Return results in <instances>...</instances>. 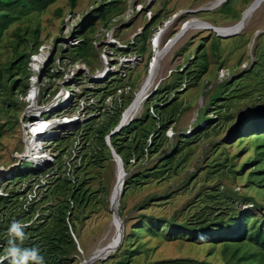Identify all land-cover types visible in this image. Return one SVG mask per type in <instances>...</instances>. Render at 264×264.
Segmentation results:
<instances>
[{"label":"rangeland","instance_id":"obj_1","mask_svg":"<svg viewBox=\"0 0 264 264\" xmlns=\"http://www.w3.org/2000/svg\"><path fill=\"white\" fill-rule=\"evenodd\" d=\"M214 1L121 0L120 3L122 6L120 14L126 17V20L121 22V30L117 32L122 43L128 42L136 33L141 32L151 16L155 14L158 16L150 27L152 38L160 34L158 44L161 49L165 48V50L156 66V77L150 90L158 85L163 84L164 86L169 81L174 82L179 79L184 81L188 78L186 87L184 85L180 87L177 99L168 106L159 108L163 116L170 112L175 114V122L172 126L170 125L173 136L167 140L163 138L159 150L147 155L140 163H134L131 172L135 173L140 170L150 172L152 168L159 167L166 158L165 156L175 147H179V152L174 157L172 156L171 162H165L161 166L164 170L161 176L151 175L145 178L147 182L143 180L139 185H131L125 195L121 194V203L119 201L117 205V211L122 210L120 216L123 221L122 225L124 224V234L134 229L136 236L139 237L137 238L140 245L138 247L143 250L141 255L133 257L130 264H146L156 259L177 256L206 259L210 264L224 263L228 259L223 252L222 245H215L211 254L209 245L171 238L168 233L173 229L163 228L161 223L158 226L162 229L165 239L146 234L142 229L134 227L143 218L141 214L174 216L179 222L194 220L205 216L210 206L214 208L224 206L217 203L218 201H224L222 202L224 204L226 201L234 200V195H228V192L232 195L234 190L240 196L237 195L236 199L241 200L239 203L241 210L252 208L251 204L244 200V195L256 196L264 207V188L258 186L257 183H250V180L256 181L264 176V159H260L258 163H252L256 151L253 136L260 134L259 130H264L262 116L257 115V109L264 107V2L253 11L247 12L246 10L255 0H234L233 4L239 17H233L231 13L221 9L222 3L226 0H221L222 2L219 0L221 3L218 6L204 9ZM150 2L152 3L148 5ZM99 3L98 0H77L75 8L72 9L70 0H55L45 9L35 10L24 16L8 28L3 38L0 60L6 61L13 55V41L18 38L16 31H20L27 38L21 44L23 47L26 41L29 44L28 38L33 36V30L38 25L41 28L42 41L47 44L53 40L52 48L58 46L59 54L62 45L66 47L70 45L65 39L69 34L68 29L75 25L83 13ZM243 12L244 28L234 35L225 36L242 19ZM128 19L131 22L125 25ZM199 19L211 21L210 23L218 27L217 30L223 35L219 33L220 36H218L216 30L206 28L208 27L206 23L202 24L205 27L199 26L197 21ZM186 20L188 23L189 20H194L195 25L188 27L179 40L177 38L169 45L170 33H176ZM104 22L103 19L96 20L86 34L88 45L80 49V56L86 58L90 67L93 68L100 66L97 58L100 48L98 42L102 40L96 36L95 32L100 27L106 31ZM165 23L168 25L166 26ZM56 37L61 38L56 41ZM29 50L30 45H28ZM155 54L156 49L151 47V51L149 50L142 57L143 59L136 64L135 68L128 71V76L121 79V84L126 83L127 85V82H131L130 86H126L125 91L128 94L131 91L132 96L126 109L134 101L148 76L149 63ZM50 60L49 58L48 62ZM204 64L207 67H204ZM219 70L225 71V77L218 75ZM39 74L42 76L43 70ZM19 78H21L20 81L24 80L22 77ZM224 81L227 82L225 86L222 83ZM1 90L0 189H4L10 185V181L14 180L13 173L17 168L16 164L20 163L18 154L25 152L24 139L25 141L27 139L22 129V119L28 114L29 107L20 93L9 96L14 102L9 105L4 101ZM221 93L224 97L215 100ZM149 103L145 99L141 109L133 118L146 116L144 113ZM151 108L150 111H152ZM64 109V106L58 107L57 112H62ZM195 111L197 113L194 115ZM153 114L156 113L153 112ZM208 119H211L208 128L200 134L197 133L196 127L206 125ZM146 125L153 131L157 130L156 119L152 117L148 118ZM79 126L81 125L77 123L67 129L75 132ZM173 127L177 132L185 128L187 131L189 127L192 131L182 136ZM56 130V135L39 140L40 142H36L32 149L34 153L30 156L34 160L39 175H43L42 172L47 171L49 166H55L52 170H60V167H57L59 159L57 156L51 158V155L58 152L59 149L56 151V146L59 145V140L66 135L64 129ZM75 139L72 134L68 140L66 139V143L73 145ZM76 164L79 162L75 161L74 166ZM223 166L225 170L216 171ZM86 177L88 188L96 191L92 194L93 199H90L84 207L80 208L75 203V213H79L80 217L75 220L76 229L71 230L75 240V249L70 251L74 259L69 264H83L85 261H91L89 264H108L113 259V257L109 258V255L116 253L122 242L113 252L103 258L99 257L101 250L112 242L116 235V220L111 208V193L116 184V162L113 157L106 160L104 166H91ZM36 179V176H33L24 180L21 187L26 186L30 180L32 183ZM15 181L11 183V187L19 184L14 183ZM30 191L27 192V196ZM215 192L218 194V197L214 198L215 201L212 203L207 201L209 200L207 194ZM94 197H98L96 202H94ZM52 201L56 202L55 199ZM144 201L147 202L142 205ZM46 204L47 202H44L40 206ZM260 215L261 213H258V216ZM106 257L109 258L108 261L105 260Z\"/></svg>","mask_w":264,"mask_h":264},{"label":"trees","instance_id":"obj_2","mask_svg":"<svg viewBox=\"0 0 264 264\" xmlns=\"http://www.w3.org/2000/svg\"><path fill=\"white\" fill-rule=\"evenodd\" d=\"M55 0H0V52L3 46V38L7 33L8 28L16 21L22 19L24 16L32 13L35 10H43L50 3ZM72 9L75 8L77 0H70ZM100 3L91 7L89 11L83 13L78 19L69 34L72 37L82 36L83 40L74 46L63 47L61 52L57 46V52L60 57L68 56L71 60L82 59L87 62V59L80 56V49L88 45L86 34L90 27L96 23L97 19H103L105 25H108L112 18L122 12L121 0H98ZM234 0H226L222 3L221 9L224 12H229L233 17H239L233 4ZM72 11V10H71ZM113 15V16H112ZM157 14L151 16L149 22L144 25L141 32L137 33L133 43L128 44L131 50H137L141 55H145L149 50L151 51L152 30L151 26L157 19ZM131 21L124 24L127 25ZM110 25V24H109ZM41 28L36 26L33 30V36L28 38L25 45L21 44L27 39L20 31H16L18 38L13 41L14 52L6 61L0 60V89H2L3 99L9 105L14 102L9 96H15L19 93L25 95L28 88V80L30 75L29 60L33 52L38 51L40 45L43 43L41 39ZM175 34V33H174ZM170 33L169 37L174 35ZM61 37H56V41ZM55 41V40H54ZM31 42V43H30ZM53 42V40H52ZM28 45L30 50L28 51ZM128 48H121V51H127ZM88 58V56H87ZM88 63V62H87ZM207 67L206 64L203 65ZM257 71V70H255ZM250 72V71H249ZM22 77L24 80L20 81ZM112 80V83L117 82ZM183 80L179 79L174 82H167L163 86L158 85L153 92L146 98L148 108L146 116L142 115L133 118L129 124L125 125L119 132L113 134L110 138L115 150L121 155L124 161V167L129 175L125 178L123 193L128 191L131 185H139L149 178L151 175H162V165L165 162H171L179 152V147H175L171 153H168L159 167L152 168L150 172L140 170L139 172H131L134 163H140L147 155L157 152L163 143V138L166 140L171 138L165 134L167 128L172 126L175 122V114L172 112L165 113L163 116V108L173 103L179 92V88ZM131 82H127L130 85ZM223 86L227 83L222 82ZM126 83L121 84L124 86ZM108 85L107 88L102 87L99 92H104L103 100L107 95L113 93L116 89ZM117 87V86H116ZM178 88L176 91L175 89ZM106 89V90H105ZM187 89V88H186ZM98 91V90H97ZM182 91V90H181ZM45 94L41 96L47 99L50 94L49 88L44 89ZM131 92V91H130ZM123 93L121 95V103L114 104L109 109L101 110L97 116H92L85 120L81 126L75 131H65V135L59 140V145L56 146L58 150L56 156L59 159L57 167L60 170H52L55 166H49L48 170L39 175L33 158L24 157L22 161L16 164L17 168L13 173L14 183H19L15 187L10 185L1 190L0 193V255L4 254L5 248L8 246V228L13 221H18L22 224L28 225L24 229L25 240L22 245L23 248H37L39 253L44 258V264H69L74 259L70 255L71 249H75V240L71 234L70 225L76 229V219L80 217L79 213H75V203L78 207H84L86 203L93 199L92 194L96 190L91 191L88 187L89 168L91 166H104L106 160L112 157L109 146L106 144L105 136L119 123L123 110L127 107L132 98L131 93ZM177 92V93H175ZM224 92V91H223ZM222 92V93H223ZM221 95L215 100L222 99ZM23 99V98H22ZM154 102V105H152ZM156 102V103H155ZM152 105V106H151ZM150 107L156 114L151 113ZM209 110V109H208ZM257 115L262 116L264 121V107L257 109ZM209 112V111H208ZM149 117L156 119L157 130H151L146 121ZM97 119V121L95 120ZM211 119H208L206 125H199L195 131L200 134L204 129L208 128ZM264 124V122H262ZM175 129V127H174ZM69 131V132H68ZM68 132V133H67ZM2 131L0 130V134ZM67 133V134H66ZM80 135L81 147L75 157V161L79 164L72 169L74 179H71L66 174L64 168V158L71 145L67 142L68 138L73 134L74 139L76 134ZM260 134H255L254 141L256 144L255 159L252 163L264 159V130H259ZM178 134L186 136L184 131H179ZM67 139V140H66ZM65 142V143H64ZM55 160V162L57 161ZM54 162V163H55ZM249 163V162H248ZM258 163V162H257ZM59 169V168H58ZM225 166L216 171L225 170ZM168 170V169H167ZM259 171V170H256ZM45 182L42 183L41 178L46 176ZM77 173V174H75ZM126 175V176H127ZM36 176V180L31 183V180L24 187H21L23 181ZM253 179V178H252ZM36 182V183H35ZM147 182V180H145ZM12 183V184H11ZM250 183H257L258 186L264 188V176ZM35 184L37 188V196L33 197L27 208L23 207V203L27 198V192L32 190ZM234 200L218 201L217 203L224 206L214 208L210 206L209 212L205 216L198 217L194 220H183L179 222L174 216H154L141 214L143 218L134 225L138 229H142L146 234L155 235L157 238H164L162 229L158 224L161 223L163 228L170 227L172 232L168 233L171 238L189 240L191 243L209 245V253H213L212 248L215 245H222L223 252L228 256L224 263L219 264H264V207L263 203L257 200L254 195H244V200L250 203L252 208L241 210V200L236 199L238 192L234 190L232 195ZM54 199L56 202H53ZM218 194L209 193L207 198L209 202H214V198ZM238 197H240L238 195ZM98 197H94V202ZM47 202L46 205L40 206L41 203ZM147 201H144V205ZM245 203V204H247ZM119 215L122 210H118ZM258 213H261L258 216ZM124 234L123 240L118 247V251L112 254L113 257L108 264H130L133 257L141 255L143 250L138 247L139 242L134 229ZM133 235V236H132ZM132 236V237H131ZM19 243V241L17 242ZM143 245V244H142ZM140 246V245H139ZM251 248H253L251 250ZM106 257V261L109 260ZM104 260V263L106 262ZM255 261V263H253ZM3 264H10L9 260H5ZM146 264H210L206 259H198L192 256H177L171 258L156 259Z\"/></svg>","mask_w":264,"mask_h":264},{"label":"built area","instance_id":"obj_3","mask_svg":"<svg viewBox=\"0 0 264 264\" xmlns=\"http://www.w3.org/2000/svg\"><path fill=\"white\" fill-rule=\"evenodd\" d=\"M214 3L216 2H213L208 7H204V9L218 6ZM71 16L75 17L72 14ZM125 20L126 17L124 15L121 16V14H117L112 18V21L109 23L110 25L108 24L105 26L106 31H103L100 27V29L95 32L97 37L102 38V40L98 42L100 45L97 56L100 62L99 67H90L86 61L79 58L71 60L68 56H64L63 58L60 57L56 54L57 46L52 48L54 45L53 42L47 43L48 45L43 42L38 51L31 54L29 60L30 75L28 92L23 96L24 101L29 107L28 114L22 119V129L25 132L27 140L25 141L24 139L25 152L20 155L18 154V160L22 161L24 157H30V154H27V143H32L31 147H34L36 142H40L39 140L44 138L48 139L56 135V129H64L65 132L69 130L67 127H72L77 123L81 125L88 118L100 114V108L105 110L109 109V107H112L114 104L121 103V95L125 93L126 86H130L126 84L121 86V79L127 77L128 71L135 68L136 64L143 59V55L137 50L128 48V44L134 42L137 33L128 40V42L125 41L124 43H122L117 35V32L121 30V22ZM197 21L207 22L205 19H199ZM191 22L195 21L189 20V23ZM186 24H188V20L183 23L180 29L182 30ZM72 28L73 26L68 29V33ZM159 36L156 34L151 40L152 48L156 49V52L157 47H159ZM65 39L71 46H74L78 45L83 40V37H72L68 34ZM121 48L128 49L121 53ZM49 58L51 59L50 62H48ZM155 59L156 54L153 55L149 67ZM41 70H43L42 76L39 74ZM218 75L220 77H225V71L220 70ZM117 79V82L112 83V80ZM108 85H112L111 87L116 90L107 95L103 100L104 92H99V89L102 87L107 88ZM183 85L185 87L186 82L183 83ZM46 88H49V97L47 99H45V97L42 99L41 96H44L45 93L43 91ZM153 90L154 89H151L147 92V95ZM200 105L202 104L200 103ZM61 106H64L65 109L62 112H57V108ZM96 111L97 114L95 115ZM151 112H154L153 109ZM37 126H42L41 129H46V133L37 134L39 131ZM171 128L169 127L167 134L171 132L172 137L174 133ZM191 130L192 128L189 127L187 132ZM76 136L74 144L64 158V168L67 170V176L71 179H74L72 169L75 168V157L81 147L79 133L76 134ZM56 154L57 152H54L51 158L56 157ZM49 173L50 172L41 178L42 183L45 182ZM36 186L28 193L29 196H27L23 203L24 208H27L30 200L37 196ZM1 190L2 189H0V192ZM94 256L96 255L94 254Z\"/></svg>","mask_w":264,"mask_h":264},{"label":"bare ground","instance_id":"obj_4","mask_svg":"<svg viewBox=\"0 0 264 264\" xmlns=\"http://www.w3.org/2000/svg\"><path fill=\"white\" fill-rule=\"evenodd\" d=\"M221 1V0H220ZM223 1V0H222ZM221 1V2H222ZM219 0L216 1V5H219ZM264 0H255L246 10L247 12L253 11L255 8L261 6L263 4ZM244 14V12H243ZM207 21V20H206ZM195 22H191L188 23L184 26V28L174 37L172 38L169 42V45L171 43H173L177 38L178 40L184 35V32L187 30L188 27H191ZM199 26H203V23L208 24L206 28H212L214 30H216L218 33H220L219 30H217L218 27H213L211 26L212 24H210V22H198ZM203 24V25H202ZM168 25V24H167ZM245 26V20L244 17L236 24V26L234 28H231L228 32L227 35H231L234 33H237V31H240L241 29H243ZM205 27V26H203ZM224 33V32H223ZM220 35H223L220 33ZM181 36V37H180ZM226 36V35H225ZM168 45V46H169ZM167 46V47H168ZM164 49H161V47H157V52H156V59L155 61H153V63L150 65L149 67V74L146 77V79L144 80L143 85L141 86V88L139 89L136 98L134 99V101L129 105V107L127 109H125L123 115H122V122L123 123H128L135 114H137L139 112V110L141 109L143 103L145 102V98L147 97V92L150 91V87L153 85L154 79L156 77V66L158 65L159 60L162 58L163 54H164ZM42 126L38 127V133L37 134H41V133H46V129H41ZM32 143H27V147H28V152L27 154L33 155V147H31ZM116 162V184L113 188V192L111 193V205H112V209L116 211L115 213V220H116V226H115V231H116V235L114 237V240L112 242H110L103 250H101V254L99 255L100 258H103V256L105 257L107 254L113 252L117 246L119 245V243L122 241L123 236L122 235L124 233L123 231V225H122V217L118 216V211H117V205H119V201L121 199V194L123 193V183L122 181L125 179L126 176V170L125 167L121 165V162L119 160L113 159ZM121 203V201H120ZM122 235V236H121ZM97 257V258H99ZM96 258V257H95ZM93 260V259H92ZM88 262V263H87ZM85 261L83 264L87 263L89 264V261Z\"/></svg>","mask_w":264,"mask_h":264},{"label":"clouds","instance_id":"obj_5","mask_svg":"<svg viewBox=\"0 0 264 264\" xmlns=\"http://www.w3.org/2000/svg\"><path fill=\"white\" fill-rule=\"evenodd\" d=\"M216 1V0H215ZM214 1V2H215ZM73 12V11H72ZM209 21V20H208ZM211 22V21H210ZM165 25L167 26V23H165ZM213 26L214 28L216 27L215 25H211ZM212 29V28H211ZM181 29H179L178 31H180ZM178 31L174 34L176 35L178 33ZM217 32V31H215ZM172 35L168 41L171 40V38L174 36ZM234 35V34H233ZM218 36L219 33H218ZM226 36H231V35H226ZM167 41V43H168ZM220 71V70H219ZM219 74V72H218ZM187 81H188V78L185 79L182 83H185L186 82V85H187ZM183 85V84H182ZM181 85V86H182ZM28 86H29V82H28ZM186 87V86H185ZM180 89V88H179ZM182 90H185V89H182ZM28 92V88H27V91L25 93V95L27 94ZM153 92V91H152ZM151 92V93H152ZM150 93V94H151ZM149 94V95H150ZM147 95V97L149 96ZM146 97V98H147ZM145 98V99H146ZM203 99V97H202ZM203 101V100H202ZM126 109V108H125ZM124 109V110H125ZM197 113V111H195L194 115ZM174 128V127H173ZM169 128H167L168 130ZM176 130V129H175ZM185 130V133L187 135V131H186V128L184 129ZM182 130V131H184ZM192 131V130H191ZM177 132V130H176ZM178 133V132H177ZM176 133V134H177ZM169 136L172 135L171 132L168 133ZM189 135V134H188ZM21 162V160H20ZM0 194H3V193H0ZM28 227V225L26 224H22L18 221H13L9 228H8V246L5 248L4 250V254L3 255H0V264H3V262L5 260H9L10 264H44V258L43 256L40 255L39 253V250L37 248H23L21 247L20 245L23 244L24 240H25V232H24V229ZM71 225H70V230H71ZM73 229V228H72ZM72 233V232H71ZM19 241V243H17Z\"/></svg>","mask_w":264,"mask_h":264},{"label":"water","instance_id":"obj_6","mask_svg":"<svg viewBox=\"0 0 264 264\" xmlns=\"http://www.w3.org/2000/svg\"><path fill=\"white\" fill-rule=\"evenodd\" d=\"M152 2H150V3H148V5H150ZM244 17V14H242V18ZM177 35V34H176ZM176 35H174L173 37H175ZM172 39V38H171ZM123 113H124V111H123ZM123 113H122V115H123ZM133 119V118H132ZM131 119V120H132ZM130 120V121H131ZM129 121V122H130ZM128 122V123H129ZM127 123V124H128ZM126 123H123L122 122V117H121V119H120V121H119V123L105 136V141H106V144L109 146V148H110V151H111V154H112V157H113V159H116V160H119L120 162H121V165L122 166H124V161H123V159H122V157H121V155L115 150V148H114V146L112 145V143H111V140H110V138H111V136L113 135V134H115V133H117V132H119L125 125H127ZM124 182H125V180H123L122 181V183H123V185H124ZM111 208H112V205H111ZM115 213H116V211L115 210H113V215H115ZM118 216H120L119 214H118ZM122 235H124V233L122 234ZM121 235V236H122Z\"/></svg>","mask_w":264,"mask_h":264},{"label":"crops","instance_id":"obj_7","mask_svg":"<svg viewBox=\"0 0 264 264\" xmlns=\"http://www.w3.org/2000/svg\"><path fill=\"white\" fill-rule=\"evenodd\" d=\"M190 114H191V112H190ZM180 131H182V130H180Z\"/></svg>","mask_w":264,"mask_h":264}]
</instances>
